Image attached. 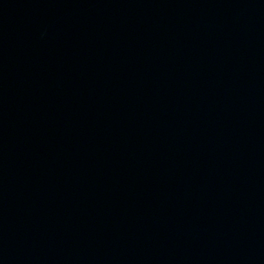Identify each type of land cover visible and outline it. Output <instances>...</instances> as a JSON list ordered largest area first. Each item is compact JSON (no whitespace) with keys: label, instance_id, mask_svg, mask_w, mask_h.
Returning <instances> with one entry per match:
<instances>
[{"label":"water","instance_id":"water-1","mask_svg":"<svg viewBox=\"0 0 264 264\" xmlns=\"http://www.w3.org/2000/svg\"><path fill=\"white\" fill-rule=\"evenodd\" d=\"M0 264H264V0H0Z\"/></svg>","mask_w":264,"mask_h":264}]
</instances>
